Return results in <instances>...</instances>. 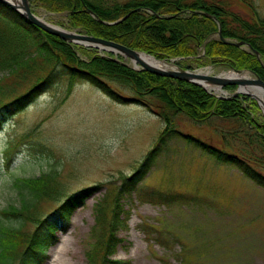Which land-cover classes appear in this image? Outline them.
<instances>
[{
	"label": "rangeland",
	"instance_id": "374dc122",
	"mask_svg": "<svg viewBox=\"0 0 264 264\" xmlns=\"http://www.w3.org/2000/svg\"><path fill=\"white\" fill-rule=\"evenodd\" d=\"M224 1L229 2L235 16L247 12L240 1ZM251 2L264 18V0ZM29 5L46 22L89 35L69 23L68 10H51L41 0L29 1ZM3 28L7 32L1 22L0 30ZM61 40L72 45L83 59L88 54H99L120 64H134L111 51ZM155 59L179 62L185 66L179 68L190 67L188 70L193 71L211 67L210 75L234 71L220 63L199 64L193 57ZM5 74L0 71V79ZM201 87L216 98L248 96L258 106L250 114L254 121L246 125L214 116L201 122L177 114V127L183 134L256 162L255 167L264 174V145L256 131V127L264 125V109L258 100L234 94L236 86L220 87V92ZM67 88L66 78L54 82L0 127V210L8 204L19 205V190L14 186L17 177H37L51 168L57 172L61 194L40 203L38 211L43 216L51 215L67 195L97 187L72 213L66 228L59 231L58 241L49 248L42 264L87 263L86 253L101 228L95 223V207L103 204L107 221L110 219L109 210L120 185L135 173L164 128L161 119L145 108L116 103L87 82L75 83L69 95ZM121 93L129 96L127 90ZM164 143L144 177L123 187L118 205L123 211H119L116 229L122 241L113 257L127 264H264V189L184 139L166 138ZM160 196L171 198V202ZM180 196L187 200H179ZM52 218L57 219L54 213ZM0 219L5 217L0 214ZM58 243L60 247L55 249Z\"/></svg>",
	"mask_w": 264,
	"mask_h": 264
},
{
	"label": "trees",
	"instance_id": "16d2710c",
	"mask_svg": "<svg viewBox=\"0 0 264 264\" xmlns=\"http://www.w3.org/2000/svg\"><path fill=\"white\" fill-rule=\"evenodd\" d=\"M41 1L54 11L68 10L69 23L94 37L120 43L158 59L193 57L199 64L222 63L235 69H248L264 81L261 65V62L264 63V18L255 10L252 0H235L242 2L247 9L244 15L238 16L224 0H128L124 3L116 0ZM89 10L98 19L92 17ZM127 13L128 16L118 23L109 25L100 22L115 21ZM165 15L171 17L166 18ZM1 22L8 30H0V71L6 72L0 79V127L6 118L21 111L62 78H66L68 83L67 95L75 83L87 82L117 103L144 107L164 123L163 130L135 173L120 185L113 207L109 210L110 219L107 221L103 204L95 207V223L101 228L86 253V264H127V261L113 257L122 241L116 234L120 223L119 211H123L118 208L119 199L124 186L133 185L144 177L151 162L164 149L166 138L184 139L217 163L236 168L264 189V174L255 167L256 162L228 152L222 146L183 134L174 121L177 114H183L194 121L204 122L215 116L251 125L254 119L250 114L258 106L248 96L216 98L201 86L137 71L107 56L88 54L79 47L88 54L83 59L72 45L45 33L2 1ZM218 25L224 38L250 44L259 52L261 61L252 51L222 43L215 35ZM177 64L185 67L179 62ZM122 89L127 90L129 96L122 94ZM256 128L264 145V125ZM56 174V170L51 168L37 177L15 179L19 205L8 204L0 210L5 217V220L0 219V264L43 263L48 248L57 242L59 231L66 228L72 213L97 189L92 186L67 195L52 212L57 219H50L52 214L43 216L38 208L45 198L55 199L61 194ZM164 198L171 202V198L159 197ZM179 198L187 200L182 196ZM28 224L33 226L29 228Z\"/></svg>",
	"mask_w": 264,
	"mask_h": 264
},
{
	"label": "water",
	"instance_id": "95a60500",
	"mask_svg": "<svg viewBox=\"0 0 264 264\" xmlns=\"http://www.w3.org/2000/svg\"><path fill=\"white\" fill-rule=\"evenodd\" d=\"M0 1H2L6 5H8L13 10L17 11L27 21H29L30 23H32L33 25H35L36 27H38L39 29L43 30L44 32H46L48 34L57 36V37L65 40L67 42H76V39L85 40V41L91 42V44H94V45H91L93 47H97L100 49H104L107 51L117 53L121 56L129 58L131 61H133V60L138 61L140 67H138L136 65L131 66L135 70H143V71H147V72L159 75V76L170 77L173 79L185 81L187 83L197 84V85H200L203 87H204V85L201 83L203 81H205L206 83H210V84L219 86V87L228 86V85H235L236 91L234 92V94L241 93V94L249 95V96L255 98L256 100H258V103L261 105V107H264V101L263 100L260 101L252 93L244 91L240 88V86H245V85H253L254 86L255 85V87H257L261 91L262 95L264 96V81L261 80V78L259 76H257L252 71L234 70L233 69L236 72L248 71L255 76L252 79H236V78H225V77H221L220 75L202 74V73H199L198 71L182 69V68H179L177 66H174V68H171V69H163V68H159L156 66L148 65V64H145L144 62L139 60V54L148 55L142 51L133 50V49L127 48L126 46H124L120 43L96 38V37H93L91 35H83V34L71 32V31L63 29L59 26L52 25V24L46 22L45 20L43 21V20L39 19V17L37 15H35V13H33L32 9L29 5L28 0H19V1H17V0H0ZM88 12L94 18L98 19L97 15L95 13H93L91 10H89ZM197 12H199V11H197ZM199 13H201V12H199ZM128 14L129 13H127L122 18H120L116 21H111V22H103L102 20H100V21L105 23V24L111 25V24L118 23L121 20H124L128 16ZM204 14L208 16L207 13H204ZM157 16L161 17L159 15H157ZM169 17L170 16H167V18H169ZM216 35H217L218 39L224 44L234 45L237 47L243 46L245 48L250 49L252 52L255 53L257 59L260 60L259 52L255 49H252L250 44H248L242 40L237 41V40H231V39L224 38L222 36V33H221L220 25H218V30L216 32ZM148 56H151V55H148ZM151 57H153V56H151ZM114 60L117 61V59H114ZM121 63L126 65V66H129L126 62H121ZM263 68H264V65H263Z\"/></svg>",
	"mask_w": 264,
	"mask_h": 264
},
{
	"label": "bare ground",
	"instance_id": "6f19581e",
	"mask_svg": "<svg viewBox=\"0 0 264 264\" xmlns=\"http://www.w3.org/2000/svg\"><path fill=\"white\" fill-rule=\"evenodd\" d=\"M19 1V0H17ZM29 1V0H28ZM39 19L43 20V18L39 17ZM73 43H77V44H82L84 46H91L94 44H91V42L85 41V40H81V39H76V42ZM92 47V46H91ZM139 60L144 62L145 64L148 65H152V66H156L159 68H163V69H171L174 68L173 62L170 61H165V60H157L154 57L145 55V54H139ZM134 65L139 64L138 61L133 60ZM211 67H207L205 69H201L198 72L202 73V74H209L211 72ZM221 77H225V78H236V79H251L252 77L249 75V72L247 71H241V72H235V71H227V72H220L219 74ZM202 84H204V86L207 89L210 90H214L216 92H220V87L219 86H212L207 84L205 81L201 82ZM240 88L244 91L250 92L252 93L255 97H257L260 101L262 100V93L261 91L255 87V85H245V86H240ZM264 109V107H263ZM60 247V243H58L55 247V249H58Z\"/></svg>",
	"mask_w": 264,
	"mask_h": 264
}]
</instances>
